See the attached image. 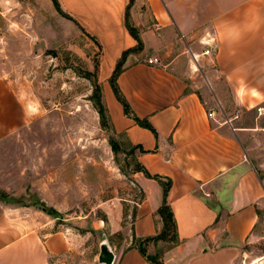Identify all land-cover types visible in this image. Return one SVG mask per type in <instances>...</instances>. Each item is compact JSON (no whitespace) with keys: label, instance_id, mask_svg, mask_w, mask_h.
Segmentation results:
<instances>
[{"label":"crops","instance_id":"obj_1","mask_svg":"<svg viewBox=\"0 0 264 264\" xmlns=\"http://www.w3.org/2000/svg\"><path fill=\"white\" fill-rule=\"evenodd\" d=\"M34 1L60 18L52 0ZM58 1L84 31L61 16L62 22L101 46V74L110 79L123 53L137 46L126 27L130 0ZM202 2L209 10H196V0H135L130 7L144 50L127 56L118 85L157 134L125 115L109 80L106 107L116 134L138 149V162L173 182L168 202L180 243H150L149 255L162 253L163 264H264V255L249 262L264 213V174L253 160L264 137V0ZM28 120L26 101L3 73L0 144ZM137 182L145 197L126 243L114 249L115 264H151L132 246L133 236L154 237L163 228V188L143 173ZM42 214L0 200V264H72L74 238L53 230Z\"/></svg>","mask_w":264,"mask_h":264},{"label":"rangeland","instance_id":"obj_2","mask_svg":"<svg viewBox=\"0 0 264 264\" xmlns=\"http://www.w3.org/2000/svg\"><path fill=\"white\" fill-rule=\"evenodd\" d=\"M196 1V10H209ZM0 11V76L12 80L29 119L0 144V200L35 208L53 230L71 235L72 264H100L101 243L107 239L113 251L126 243L145 197L137 182L138 149L116 134L108 114L107 127L101 125L96 104L106 105L109 84L101 74V46L45 2L0 0ZM129 26L140 34L131 19ZM254 152L264 174L263 135ZM256 235L249 262L264 255V213Z\"/></svg>","mask_w":264,"mask_h":264},{"label":"trees","instance_id":"obj_3","mask_svg":"<svg viewBox=\"0 0 264 264\" xmlns=\"http://www.w3.org/2000/svg\"><path fill=\"white\" fill-rule=\"evenodd\" d=\"M52 2L54 4V7L56 8L57 12L62 17H64L67 20L74 22L75 24H77L81 27V25L72 16L68 15L67 13H65L62 10L58 0H52ZM134 2H135V0H130V4L128 6V10H127V14H126V27L129 31L130 35L137 41V46L135 48L130 49L128 51H125L123 53L122 57L117 62L116 67H115V69H114V71H113V73L109 79V83H110V86L112 88V91H113L116 99L123 106L125 115L130 117L131 119H133L138 126L145 128V129H148V130L152 131L153 133L157 134L156 130L149 123L148 120L141 119L134 113L131 105L127 101L126 97L124 96V94L122 93V90L120 89V87L118 85V77L123 72V67H124L127 56L130 53H140L144 50V44H143V41H142L140 35L138 34V31L135 30L133 27L129 26L130 25V7L134 4ZM82 30L84 31L83 28H82ZM94 41H96V40L94 39ZM96 107L98 108V113H99L100 118H101V125H102V127L106 128L107 122H108L106 114H108V109H107L106 105H103L101 100H99V102L96 104ZM135 149H137V148H135ZM139 150H140V152H144L143 149H141V148ZM137 172L143 173L145 175V177H147L148 179L156 180L161 185V187L163 188V204L158 210V215L160 216V218L162 220L163 228L158 235H156L154 237H149L146 239H138L134 235L132 246L135 247L136 249H138L140 251V253L151 264H163L162 263V253H158L156 255H149L147 253L146 247L150 243L156 244L159 241L168 242L171 246H176L177 244L180 243V239L178 237L176 219L174 217V213L172 211V208L168 202V194H169V191L172 187L173 182L171 179H168V178H165V177H162L159 175H156V176L151 175L140 163H139V170ZM136 216H137V212L134 213V220H135Z\"/></svg>","mask_w":264,"mask_h":264},{"label":"water","instance_id":"obj_4","mask_svg":"<svg viewBox=\"0 0 264 264\" xmlns=\"http://www.w3.org/2000/svg\"><path fill=\"white\" fill-rule=\"evenodd\" d=\"M116 254L110 246L107 239H105L100 245V254L98 256V262L100 264H115Z\"/></svg>","mask_w":264,"mask_h":264},{"label":"built area","instance_id":"obj_5","mask_svg":"<svg viewBox=\"0 0 264 264\" xmlns=\"http://www.w3.org/2000/svg\"><path fill=\"white\" fill-rule=\"evenodd\" d=\"M207 45H210V44H207ZM210 53H211L210 49H207V50H205V52H204L205 55H210ZM157 62H158L157 59H155V60H151V59H150V60H149V63H150V64L157 63ZM259 111H261V109H260ZM209 117H210V118H213V117H214V112L209 113ZM228 121H229V120H228Z\"/></svg>","mask_w":264,"mask_h":264}]
</instances>
